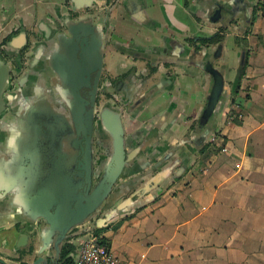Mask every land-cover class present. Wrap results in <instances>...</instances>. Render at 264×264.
<instances>
[{
    "label": "crops",
    "instance_id": "1",
    "mask_svg": "<svg viewBox=\"0 0 264 264\" xmlns=\"http://www.w3.org/2000/svg\"><path fill=\"white\" fill-rule=\"evenodd\" d=\"M259 3L264 0H0V50L10 54L7 44L22 31L39 39L42 24L60 29L71 15L108 27L103 74L109 86L113 79L122 83L121 97L139 106L123 115L130 150L139 148L135 164L146 166L141 175L149 168L171 174L157 198L145 196V205L110 224L118 228L105 235L124 264H264V12L253 21ZM219 8L221 17L213 20ZM221 28L231 33L218 56L219 45L191 42ZM249 28L248 45H239ZM207 50L219 60L216 67L226 68L230 94L217 118L201 125L213 85L204 69ZM243 50L247 65L233 104ZM20 221L0 190V264L36 260L37 241L30 236L23 247Z\"/></svg>",
    "mask_w": 264,
    "mask_h": 264
},
{
    "label": "water",
    "instance_id": "2",
    "mask_svg": "<svg viewBox=\"0 0 264 264\" xmlns=\"http://www.w3.org/2000/svg\"><path fill=\"white\" fill-rule=\"evenodd\" d=\"M221 13L219 8L213 20ZM63 23L60 29L41 25L42 41L33 45L19 81L24 66L20 53L29 41L25 31L7 44L12 54L0 50V190L10 196L21 216L23 247L30 236L37 241L33 264H59L68 242L107 228L119 215L157 198L171 176L168 169L156 173L158 169L150 168L141 175L146 166L135 164L139 148L130 150L125 111L111 104L98 111L107 25L72 15ZM209 53L204 69L213 85L201 125L217 118L230 94L226 68L216 67L219 60ZM14 56L15 65L8 59ZM240 57L233 89L244 72L247 51ZM112 85H105L104 92ZM121 85L113 87L114 93L121 95ZM123 102L132 112L139 109L134 99ZM95 138L109 146L99 157ZM105 149L100 145L102 152ZM132 188L136 190L124 198ZM105 211V217L98 218ZM91 221L93 225L87 226Z\"/></svg>",
    "mask_w": 264,
    "mask_h": 264
},
{
    "label": "trees",
    "instance_id": "3",
    "mask_svg": "<svg viewBox=\"0 0 264 264\" xmlns=\"http://www.w3.org/2000/svg\"><path fill=\"white\" fill-rule=\"evenodd\" d=\"M260 11L264 12V3H259L255 7L254 12H253V21L256 19V17L258 16ZM251 23H252V21H251ZM227 32H228L227 29L221 28L215 35H213L211 37L203 38V39H200L198 41L192 40L191 42L193 44H195V45L196 44H200V45H202L203 47H206V48H210L212 46H217V45H222V43L224 42V40L226 38ZM250 32L251 31H250V28H249V30H247L243 34L242 37H239L237 39L239 45H244V44H245V46L248 45L247 36L250 34ZM247 59H248V53H247ZM246 65H247V61H246ZM244 71H245V69H244ZM243 75H244V72H243L241 78L239 79V81L237 82V84H235V87L233 89V93H232L233 104L237 103V96L239 94V90H240V86H241L240 83H241V79L243 78ZM233 114H235V112H233ZM209 147H211V146L210 145L206 146L202 151L205 152ZM105 148L108 150L109 146H107ZM135 190H136V188H135ZM135 190H134V188L129 190L124 195V198L125 197L128 198L131 195V194H129V192L133 193ZM117 228H118L117 226H115V227L113 226L112 227V225H109L107 228H103L101 230H97L95 232V234L100 236V239H101L102 243L107 244L108 246L111 247V240L105 234L110 229L117 230ZM76 250H77L76 245L68 242L63 248L62 256H61V260H60L59 264H75Z\"/></svg>",
    "mask_w": 264,
    "mask_h": 264
},
{
    "label": "built area",
    "instance_id": "4",
    "mask_svg": "<svg viewBox=\"0 0 264 264\" xmlns=\"http://www.w3.org/2000/svg\"><path fill=\"white\" fill-rule=\"evenodd\" d=\"M71 243L77 247L75 264H124L95 233L74 239Z\"/></svg>",
    "mask_w": 264,
    "mask_h": 264
},
{
    "label": "rangeland",
    "instance_id": "5",
    "mask_svg": "<svg viewBox=\"0 0 264 264\" xmlns=\"http://www.w3.org/2000/svg\"><path fill=\"white\" fill-rule=\"evenodd\" d=\"M65 31V30H63ZM231 33V31L228 30L227 34ZM42 35L41 37L38 39L37 35L35 38L33 37H30L29 38V41H28V46H26L22 51H21V55H22V63H23V67L21 68V72L18 76V78H16L17 81H19V78L22 77L24 75V73L27 71V57L30 56L32 54V46L39 42V41H42ZM13 59L11 60L10 58H8L12 63L13 65H15V59L17 58L16 56L12 57ZM110 80L103 74V81H102V85H101V91L99 93V101H98V111L100 112L101 109L106 106L107 104H111V106L113 107H117V108H120V109H123V111H126V108L124 106V102H123V98L121 97L120 94L118 93H114L113 91H110V92H107L103 90V87L105 85L108 84ZM116 82H118L116 79L114 81H111V83L114 85H116ZM112 90H113V87H112ZM98 112V113H99ZM125 113V112H124ZM98 139V138H97ZM95 147H96V153H97V156L99 157L100 155H102V151L100 150V146L98 145V143L95 144ZM124 182L126 181V179L123 180ZM123 183V182H122ZM135 190V188H134ZM129 194H131L129 192ZM105 214V212H102L101 214H99L98 218H102L103 215ZM94 223V221H91L90 223L86 224L87 226H92Z\"/></svg>",
    "mask_w": 264,
    "mask_h": 264
},
{
    "label": "flooded vegetation",
    "instance_id": "6",
    "mask_svg": "<svg viewBox=\"0 0 264 264\" xmlns=\"http://www.w3.org/2000/svg\"><path fill=\"white\" fill-rule=\"evenodd\" d=\"M21 58H22V55H21ZM102 81H103V75H102V79H101V85H102ZM118 84H119V81L118 82H116V85H114V87L116 88L117 86H118ZM98 101H99V96H98ZM96 143H98V145L100 146V145H102V146H107V141L106 140H103V141H100V140H98L97 138H95V144ZM107 151V149H105V151H103L102 153H107L106 152ZM96 181H98V179H96ZM122 201V200H121ZM120 202V201H119ZM118 202V203H119ZM105 213H106V211H105ZM103 217H105V214L103 215ZM100 218V217H99Z\"/></svg>",
    "mask_w": 264,
    "mask_h": 264
}]
</instances>
